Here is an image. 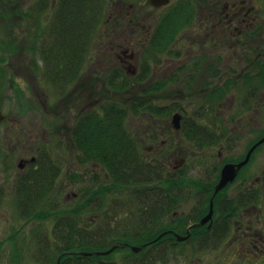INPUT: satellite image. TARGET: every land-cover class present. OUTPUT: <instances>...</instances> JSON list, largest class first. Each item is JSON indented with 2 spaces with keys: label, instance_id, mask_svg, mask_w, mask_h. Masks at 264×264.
<instances>
[{
  "label": "rangeland",
  "instance_id": "374dc122",
  "mask_svg": "<svg viewBox=\"0 0 264 264\" xmlns=\"http://www.w3.org/2000/svg\"><path fill=\"white\" fill-rule=\"evenodd\" d=\"M130 1L137 4L142 3L143 5L145 3L144 7L149 5L145 0ZM197 1L198 4H204V0ZM255 1L264 5V0ZM112 2L114 0H105L104 16L96 29V31L100 32V36L98 38L96 37L97 39L95 38L96 41L93 39L92 48H89L91 49L90 57L92 58L90 59L89 57L86 63L87 67L80 72L79 77L75 81L69 85L65 84V87L59 88L58 85L53 84L49 80L48 75L45 73V69H43L44 61L40 59L35 51H32L33 49H40L43 42L52 41L49 35L51 31V29L49 31V27L51 25L50 22L54 21L51 11L54 10L53 8L57 0H0V7L3 8L4 12L0 15V49H3L5 44L6 46L10 45V47L4 49V52H2L4 71L1 73L3 86L0 89V109L4 114L15 120L16 130H20L27 137L28 140L25 145L38 144L42 148V154L44 151L47 153L49 150L50 152L55 150L52 156L54 159L59 160L61 171L56 178L51 200L57 202L63 211L79 210L80 204L85 200L84 190L94 187V185L102 184V180L105 178V171L102 167L100 170L96 169L94 163L97 162L95 161L84 162L83 157L78 154L76 148L73 149L72 141L68 139L67 142L66 135L62 134L64 131L58 133V124H67L68 127L71 126L75 117L83 108L87 109L91 107L92 104L89 106L88 103L95 102L99 99L95 97L96 94L98 96L102 95L103 99L117 102L126 99L128 102L132 99L130 97L131 95H138L140 93L139 91H141L142 86L156 84L161 80H170V82H168L166 88L158 90L157 94L152 96V99L157 104L166 106V103L173 109L179 105H184L183 99L180 98L182 96L181 92L183 90L186 91L185 86H191L189 90L194 94L196 99L194 104L190 106V114L204 113V111H207L206 107L209 105L204 102L206 100L203 97L206 94L208 96L210 95L208 92L211 89L212 83H214L212 77L213 67L217 66L218 63L219 65L221 64L220 68H223L229 62V58H231L229 65L237 78V73L241 70V51H238L239 53L237 55L230 50H226L241 48H231L224 44H218V42L214 46L212 42L204 44L191 43L186 39L181 40L179 44L176 42L179 33L191 34V24L194 22L193 19H195L197 11L189 6L184 13L180 14L182 21L185 18L186 25L176 30L173 38L169 42L168 49H172V52L169 55H165L162 54L163 52L155 51L156 54L153 56L150 54L146 55L145 61L148 62L149 73L144 77L145 81L140 85L136 84L130 76L127 78L130 85L132 83V93L126 94V91H112L111 88L99 84V82L96 83L95 81L97 80L95 77H98L96 73H100L105 79L107 74L105 73L106 70L102 72L96 71V68L101 70L100 67H102L97 65L100 64L102 55L98 53L97 49L101 45L102 40L100 37L106 38L107 22L105 20L107 15L109 16L110 11L108 9H112L113 7ZM261 15L264 16V10H261ZM261 19L264 20V18ZM165 25L169 26L170 24L166 21ZM248 37L250 38L252 36L249 35ZM2 42L4 45H2ZM257 42L256 40H249L250 46H253L251 49H256L257 45L259 48L264 49V40ZM177 49H216L219 54L215 56L213 54L206 55L208 53H202L199 56L201 60L197 62V58H193L191 53L189 55L190 57H186L185 60H193L188 61L185 65L186 67L182 68L179 67L178 57L173 56L177 53ZM262 62H264V58ZM196 63H199L200 67L198 70L193 71L192 69L196 66ZM93 65H97V67ZM143 69L145 68L140 69V74L142 73V75H144ZM200 79L201 83L199 84ZM127 80H125L124 71L120 72V74L118 72L117 81L126 82ZM263 80L254 82L256 93L247 103H245L244 97L249 93L248 89L253 82L249 84L248 81V83L244 82V84L240 79L238 81L236 80L235 82L239 83L236 89L231 90V95H228L230 98L227 100L224 99L223 101L220 111L222 120L215 119L216 125L213 120L210 127L206 119H201L203 124L209 126V129L220 126L223 131L226 128L233 131L234 138L231 140L224 138L223 141L227 144V148H229L223 149L222 158L226 157V160L240 158L242 155H245L248 148L252 146L256 139L264 135V101L261 104V95L264 92ZM241 82L243 84L240 85ZM232 83L236 85V83ZM211 97L215 99L217 93L211 95ZM187 103L185 101V104ZM98 104H96V107ZM229 106L232 107L231 112L227 111V107ZM216 107L213 108V112L218 110ZM178 110H173L172 114ZM260 111L261 113H259ZM202 116L206 115L202 114ZM171 117L172 115H170L168 120H159L157 122L156 126H159L155 129L157 134L153 139L146 140V143L143 145V150L147 154L145 149L152 145L153 147L161 149V143L165 140H167L168 145L164 148L165 150H170L172 143L175 146L179 140H182L183 146L190 145L191 150H193L191 153L189 151L187 161L184 162L185 166L183 167V171L190 177L187 181L199 184L198 179L200 177H208L209 175L214 177V166L219 162L217 156V149L219 147L208 145V149L196 148L194 143L190 144L180 132L177 134L173 129V132L169 130L168 132L170 133L161 137L159 134L161 129H165L166 126H172ZM142 123L141 116L130 115L128 118V125L133 134L139 136L141 139H145L146 137L141 129ZM8 127L9 123L4 122L0 124V264H15L17 262V255L19 264H56L58 257L56 249L54 250L56 245H53L54 248L52 247L49 250L47 248L48 246L45 247L43 244V242L51 240L52 232L56 225L55 220L53 218L51 219V217L48 219L36 218L27 220L21 215V210L17 206V202L13 196L14 182L19 172V159L23 157L25 152L27 153L29 151V147L27 149L15 148V140L8 144L6 142ZM230 143L233 145L232 148L228 145ZM263 143L264 141L261 144ZM42 146H45V148ZM260 150L253 155L250 164L245 169L246 174L240 176L228 188V191L225 190L219 197H225V192L229 194L234 193V190L238 187L243 188L244 183L241 180H249L251 177L260 173L259 168L264 164V147ZM227 156L229 157L227 158ZM180 159L182 158L180 157ZM67 171L68 176L66 174ZM172 182L177 183V180H172ZM214 184L215 182H212L211 184H206V186L213 189ZM186 190L185 203L181 211L172 210L170 217L165 216L161 218L163 226L169 229L173 227V213L181 212L182 216L185 215L187 221L177 227L181 234H185L186 225L193 222L190 221L189 216H192L194 211L190 210L195 202L200 201V197L197 195L198 187L190 188L186 186ZM133 191H135V188L122 189L116 192L113 194V198L110 197L108 200L107 206L104 198V206L102 207H98L95 203L85 207L84 203V211L78 215L82 222L80 224L82 228L80 229L84 230L81 232H85V227H87V229L89 228L88 232L91 234L86 232V235L91 236L92 234L95 235V230L98 229V233L100 234L98 242L102 243V240H106L102 236L105 230H109L110 232L119 231V229L131 231L132 229L138 228L141 223V217L145 215V206L143 204H137L135 201L132 203V198L134 197ZM111 201H113V205H111ZM206 203H209V198H205ZM46 206H50V203L46 202ZM39 212L48 213L47 210ZM208 212L202 211L200 218L205 213L208 214ZM235 214V219H238L237 212ZM215 217L219 218V211H215ZM262 218H264V211ZM93 219L96 220L93 221ZM143 219L145 220V218ZM234 229L235 227H232L228 237H225L222 242L215 241V243L211 244H208V242L200 244V239L202 238L199 239L200 234L207 230L206 227L194 229L189 242L174 243V248L167 254L169 255L168 262L165 264H264V261H262L264 260L263 258L258 260L254 255L243 253V249L239 243L233 245L230 243L235 234ZM261 230L264 234V223ZM115 235L103 243V246L108 248L106 250H109V247L115 243L114 241L120 239V236ZM38 240L41 242V248L38 245ZM216 242L219 244L217 245ZM38 250L40 252L39 261L36 255ZM244 254L245 256H243ZM142 255H144L143 252H134L128 247L115 251L112 256L105 257L103 260L105 262L115 260L114 263L116 264H140ZM12 256L16 259L12 260ZM44 257L47 262L44 260Z\"/></svg>",
  "mask_w": 264,
  "mask_h": 264
},
{
  "label": "trees",
  "instance_id": "16d2710c",
  "mask_svg": "<svg viewBox=\"0 0 264 264\" xmlns=\"http://www.w3.org/2000/svg\"><path fill=\"white\" fill-rule=\"evenodd\" d=\"M104 4L105 0H57L54 5V10L51 11L54 21L50 22L49 27V31L51 29L49 35L52 41L46 43L42 41L43 44L40 49L34 50L40 59L44 61L43 69H45L49 80L58 85L59 88L75 81L79 77L83 65L88 61L91 55V49L89 48H92L93 39L99 36V31H96V29L99 22L102 21ZM174 7L169 11V17L162 23L159 37H156L155 46L153 45L155 50L166 49L175 31L181 28L182 19L180 14L182 12L177 6V8ZM3 13V8L0 7V15ZM166 21L170 24L169 26L165 25ZM2 45H4L3 42ZM8 47L10 45L6 46L5 44L4 48L0 49V89L3 86L1 73L4 71L2 52ZM108 80L109 87L112 90L126 91V94L132 93V83L130 85L126 76L125 80L127 81L118 84L115 82L114 77H109ZM136 81V84L140 85L145 81L144 75L142 78H137ZM162 88L163 85L160 83L142 86L140 93L131 95L132 99L128 102L126 99L118 102L104 99L96 109L77 115L73 124L68 127L70 140L76 146L75 148L78 154L83 157L84 162L95 161L105 171L102 184L96 182L98 185L92 184L94 187L84 190L85 200L80 204L79 210L63 211L57 202L51 200L56 178L61 171L59 160L54 159L53 156H41L39 160L40 168L31 172L30 175L21 176L16 184L17 194L14 198L24 218L29 220L51 217L55 220L56 225L50 240H54L55 244L49 243L47 248L50 250L52 247L54 248L53 245H56L54 250L56 249L58 256L61 255L60 264H116L112 261L102 263L104 256L101 255H84L85 252L106 250L108 248L103 246V243L98 244L100 238L98 229L95 230L96 234L91 236L86 235L87 230L81 232L84 230L80 229L82 228L80 227L82 222L78 215L84 211V203L85 207L91 206L92 203L102 207L105 201L107 206L108 200L113 194L122 189L127 190L130 188H135L132 203L135 201L137 204L145 206V215L141 217V227L139 226L131 231L119 229V231L114 232L104 229V235L102 236L104 239L106 238V241L115 234L118 237L120 236V239L114 241L120 244L115 251L128 248L126 243L141 246V252L144 255H142L140 264H165L168 262L169 255L167 254L174 248V243L178 241L174 236H171V232H165L166 227L163 226L161 218L170 217L172 209L176 208L179 199L176 192L180 189L177 187V183L172 182L174 180L173 176L168 174L166 191L171 195H164V185H166L164 183L165 169L160 163L149 161L146 152L143 150V139L134 135L128 125L130 115L141 116L143 121L141 129L144 136L148 132L152 137L157 134L155 131L159 127L156 126L157 122L168 119L173 111L171 106L164 108L152 99V96L156 95L157 91ZM200 115L202 116V112L198 114L199 117L184 119L181 134L190 144H212L215 139L218 143L220 135L210 134L209 126L202 123ZM205 115L211 127L213 120L210 113ZM164 116L166 117L163 118ZM214 121L216 124V120ZM184 176L186 177V175ZM185 180L184 184L186 186L190 188L198 187V184L190 183L186 178ZM205 183L211 184L212 182L207 180ZM94 188L96 189L94 190ZM211 190L209 187L204 190L207 193V198L211 195ZM185 194H187V190H185ZM46 202H49L50 206H46ZM112 202H110L111 205H113ZM163 209L168 211H162ZM46 210L48 213L39 212ZM201 212L194 211L189 219H192L193 222L198 221ZM235 212L219 211L218 219L221 220L222 224L214 225L213 229L201 233L199 239L202 237L201 240L205 239L207 242L209 240L222 242L228 231L225 220L230 215L234 216ZM179 222L180 220H178ZM177 232L181 234L179 230ZM160 234H163V236L159 241L153 242ZM47 242L49 241L47 240ZM112 255L113 253H110L108 257ZM45 261L47 262V260ZM56 264H58L57 260Z\"/></svg>",
  "mask_w": 264,
  "mask_h": 264
},
{
  "label": "flooded vegetation",
  "instance_id": "af4514ba",
  "mask_svg": "<svg viewBox=\"0 0 264 264\" xmlns=\"http://www.w3.org/2000/svg\"><path fill=\"white\" fill-rule=\"evenodd\" d=\"M196 1L197 0H171L166 5L155 6L151 3L150 0H145V2H148L149 5L147 7H144L145 3L144 5L142 3H139L140 4L139 5L130 0H114V2H112L113 3L112 9L110 8L108 9L110 11L109 16L107 15V18L105 20V22H107L108 24V26L106 24V31H107L106 38L100 37L102 41H101V45L97 49L98 53L102 54L101 62L100 64L97 65L99 67L100 66L102 67H100L101 70L96 68V71L102 72L103 70H106L105 72L107 73L106 79L102 75H100V73H96V76L98 77H95L97 80L95 82L96 83L99 82V84L105 85L108 88H110L108 84L109 77H114L115 82H117L118 84L119 83V81H117L118 72L120 74V72L124 71V74L127 78L130 76V78H132L133 81L137 83L136 79L139 77L140 78L143 77L142 73L140 74V69H142L143 67L145 68L143 69L144 77H146L147 74L149 73V67L147 65L148 62L145 61L147 54L153 56L154 54H156L155 51H159V52H163L162 54L169 55L172 52L171 51L172 49H168V47H166V49L163 50L162 49L155 50L154 47L156 37L157 36L159 37L162 23L169 17V11L173 6H175L174 8L178 7L179 10H181V12L184 13L185 10L189 6H191V8L197 11L196 12L197 15L195 16V19H193L194 22L191 24L192 26L191 34L188 35V33L187 34L179 33L176 40L178 44L181 40L186 39L191 43L204 44V43L212 42L214 46L217 45L218 42V44H224L225 46L231 48H241V49H226L232 51L234 54L237 55L239 53L238 51H241L240 60L242 63H241V70L239 71V73H237L238 78L236 77L235 73H233L232 68L229 65L231 58H229V62L225 64V67L220 68L221 64L219 65L218 63L217 66L213 67L212 77L214 79L213 80L214 83H212L211 89H209L208 93L210 95L208 96L206 94L203 97L204 100H206L204 102L209 106L206 107L207 111H204V113L202 114L210 113V117L212 120L215 119L222 120L220 111L223 105V101L224 99L227 100L228 98H230L228 97V95L229 94L231 95V90L236 89L239 83H236L235 81L236 80L238 81V79L243 81V83L244 82L248 83L249 81V84H251L253 82L251 87L248 89L249 93H247V95L244 97L245 103L250 101V99L253 98L256 93L255 91L256 86L254 85V82L264 79V62H262V59L264 58V49L259 48L258 45L256 49H251L253 46H250L249 44V40L250 41L256 40V42L264 40L263 38L264 20L261 19L264 18V16L261 15V10H264V5L257 3V1L255 0H204V4L201 3L198 4V1L197 2ZM192 4L196 6H193ZM103 16H104V10H103ZM185 22H186L185 18H183V21L181 23V28L186 25ZM249 35L252 37L249 38L248 37ZM257 43L261 44L260 42ZM24 50H30V49H24ZM177 50H178L177 53H175L173 56L178 57L177 60L179 61V67L182 68L186 67L185 65L187 64L188 61L193 60V59H190L188 61L185 60L186 57L188 58L190 57L189 55L191 53L193 58H197V62L201 60V57L199 56H201L202 53L204 54L208 53L206 55L213 54L215 56L219 54L216 51V49H201V50L177 49ZM32 51L35 50L33 49ZM91 58L92 57H90V59ZM86 63L83 65V69L87 67ZM97 65H93V66L97 67ZM199 65H200L199 63H196V66H194L192 70L193 71L198 70L200 67ZM161 81H159L158 83L161 82L160 84L163 85L162 89L166 88V85L168 84V82H170V80H161ZM232 82L236 83V85L233 84ZM200 83H201V79L199 80V84ZM243 83L241 82L240 85ZM185 88L186 91L183 90L181 92L182 96H180V98H182L184 101V105L181 106L179 105L178 107H175L173 110L175 109H179V110L171 114L172 121L175 114L181 115V127L179 130H177L172 122V126H166L165 129H161L159 133L161 137L170 133L168 131L169 130L172 131V129L177 134L179 132L181 133L184 119L198 116V113L190 114L191 112L190 106L194 104L196 98L194 94H192L189 90L191 89V86H185ZM216 93H217V97L213 99L211 95H214ZM95 97L99 98L97 101H95L96 103L95 102L88 103L89 106L92 104L91 107L87 109L83 108L82 111H80L77 115L81 113H85L92 109H96V104L101 103L104 100L102 95L98 96L96 94ZM261 97H262L261 99V104H262V102L264 101V92L262 93ZM101 99L102 101H100ZM185 101L188 103L185 104ZM165 105L166 106L162 105V107L164 108L169 107L168 104L165 103ZM214 107H216L218 110L217 111L215 110L213 112ZM227 109H228L227 111L231 112L230 110L232 109V107L229 106L227 107ZM259 113H261V111ZM54 116L58 117L56 115ZM200 117L201 119H207L205 118L206 116L200 115ZM4 122L9 123V127L7 128V134H6V142L9 144L10 142L15 140L16 141L14 143L15 148L27 149V147H29V151H27V153L25 152L23 157L19 159V163H18L19 172L16 177V181L14 182L15 186L13 191V196H15L17 194L16 184L19 182V179H21V176L30 175L31 172L38 170L40 168L39 160L41 159V156H48V155L52 156L54 155L55 150H52V152H50L49 150L47 153L46 151H44L42 154L41 153L42 148L38 146V144L35 145L34 143L33 145L30 146L25 145L28 139L27 137H25V135L22 132H20V130H16L15 120L12 119V117L6 115V119L3 120L1 123ZM66 125L67 124L64 125L58 124L57 130L58 133L64 131L62 134L66 135L68 142V139L70 140V134L68 136V125L67 126ZM232 132L233 131H231V129L228 130V128L224 129L223 131L222 127L220 126L213 129H209L210 134L215 133L216 135L217 134L220 135L219 137L220 141L216 143L217 140L215 139L214 143L212 144L208 143L203 145H196V148L199 149H205L207 148L208 145L219 147V149H217V156L219 158L218 159L219 162L216 163V165L214 166V170H213L214 177H211V175H209L208 177L203 176L198 179L200 183L198 184L199 190L197 192V195L200 197V201L195 202L194 206L190 210V211H211V202L213 201L214 214H213L212 224L210 225V221H209L203 225H199L201 219L207 215L205 213L198 221L186 225L185 234H180L177 232V230H179V228L177 227L183 225V223L187 221V217L185 215L182 216L181 212L179 213L177 212L172 214L174 221L173 227L166 229L165 232H169V233L171 232L170 233L171 236H174L178 242H186L192 237V228L194 230L197 227H206V229L208 230V229H213L214 225L218 226L222 224L221 220L215 217V211H236L238 214L237 217H239L238 219H235L236 214H234V216L230 215L228 219L225 220L226 221L225 223L228 225L227 226L228 231L224 235V238L228 237V234L232 230V227H235L234 229L235 234L232 240L230 241V243L232 245L239 243L241 245V248L243 249V253L254 255L255 258L261 260L262 258L264 259V234L261 230V227L264 223V218H262L264 211V164L260 166L259 168L260 173L256 174V176L251 177V179L249 180L247 179L241 180V182L244 183L243 188H239V187L236 188L234 190V193L232 194L225 192V197H219V195L221 193L223 194L225 190L228 191V188L232 186L238 180V178H240V176L246 174L245 169L250 164L253 155L255 154V152H258L261 148L264 147V143L261 145L259 144L260 146L258 145V148L255 149L248 163L240 168L233 182L229 183L224 189L220 190L217 193L215 192V189H216V185L219 183L221 179V173L223 167L226 164H239L240 162H242L246 158L250 149L255 144H257L264 137V135L256 139V141L252 144V146L248 148L245 155H242L240 158L237 157L235 159L226 160L225 159L226 157L222 158L224 151L223 149H229V148H227V144H225V142L223 141L224 138L226 140L233 139L234 135L232 134ZM145 137L146 139L142 140L144 144L146 143L147 139L154 138L151 136V134H149V132L146 133ZM181 142L182 140H179L178 144L176 143L175 146H173L172 143L170 145L171 146L170 150H165L164 148L165 146L168 145L167 140L162 141L161 149L153 147V145L148 146V148L146 149L147 154H149L147 155L148 159L151 162L160 163L165 169L164 172V178H165L164 183L166 184L164 185L165 196L171 195L166 191L168 174H171L173 176V179L177 180V187L180 189V191H177L176 194L179 199L177 201L176 208L172 209L173 211H181L185 203L184 200L186 197L185 194L186 186L184 184V182L186 181L185 178L190 179V177H188L186 173L183 171L184 169L183 167L185 166L184 162L187 161L189 151L191 153L193 152V150H191L190 145L183 146V142L182 143ZM72 145L74 149L76 146L74 144ZM228 145H230L229 146L230 148H232L233 146L232 143ZM42 147L45 148V146ZM180 157L182 159H180ZM228 157L229 156H227V158ZM32 158H34V161H32ZM94 165H96V169L99 170L102 167L99 163H94ZM66 174L68 176V171ZM184 175H186V177ZM207 180H210L211 182H215V184L212 187L213 189L211 195L208 197L209 203L205 204V198H207V193L204 190L205 189L207 190L208 188L205 185L206 184L205 181ZM110 211H112V209ZM113 211H117V210H113ZM162 211H168V210L163 209ZM95 220L96 219H93V221ZM178 220H180L179 223ZM190 221H192V219ZM85 228L87 231L89 230V228L88 229L87 227ZM177 234L181 236H186L190 234V236L186 240L180 241L177 238ZM162 236L163 234H160L156 239L153 240V242L159 241V239ZM48 241L49 242L47 241L43 242L45 247H47V244L49 243L55 244L54 240L52 241L48 240ZM103 241L104 240H102V243L106 242V240L104 242ZM99 243L101 242H98V244ZM203 243H207V241L205 239L204 240L200 239V244ZM211 243H215V240L213 241L209 240L208 244ZM38 245L40 246V248L42 247L41 242H39V240H38ZM115 245H120V244L115 243L114 245L111 246V248L114 247ZM126 245L127 247L131 248V246H133L134 244L126 243ZM100 251L103 252L107 250H100ZM114 252L115 250H113L111 253ZM36 255L39 261L40 260L39 250ZM100 255L104 256L105 258L108 257L110 253L100 254ZM243 256H245V254ZM16 258L18 259V255L16 256ZM16 258L12 256V260ZM17 259H16L17 262L14 261L15 264H19ZM60 262H61V255H59L57 259V263L60 264ZM112 262H115V260ZM102 263H105L103 259H102Z\"/></svg>",
  "mask_w": 264,
  "mask_h": 264
},
{
  "label": "water",
  "instance_id": "95a60500",
  "mask_svg": "<svg viewBox=\"0 0 264 264\" xmlns=\"http://www.w3.org/2000/svg\"><path fill=\"white\" fill-rule=\"evenodd\" d=\"M151 3L155 6H163L168 4L171 0H150ZM6 119V115L2 112V110L0 109V123ZM173 125L174 127L179 130L181 127V115L180 114H175L173 117ZM264 141V138L261 139L257 144H255L250 151L248 152L246 158L240 162L239 164H226L223 169H222V173H221V179L219 181V183L216 185V189L215 192H219L220 190L224 189L229 183L233 182L238 174V171L240 170L241 167H243L245 164L248 163V161L251 158V155L254 151V149L261 144ZM32 161H34V158H32ZM213 201L211 202V211H209V213L201 219V221L199 222L200 225H203L207 222L210 221V225L212 224V219H213ZM190 236V234L186 235V236H181L179 234H177V238L181 241V240H186L188 237ZM119 245H115L114 247H112L111 249L107 250V251H97V252H85L84 255H100V254H109L111 253L113 250H115ZM131 249L134 252H139L141 251L142 247L141 246H131Z\"/></svg>",
  "mask_w": 264,
  "mask_h": 264
}]
</instances>
